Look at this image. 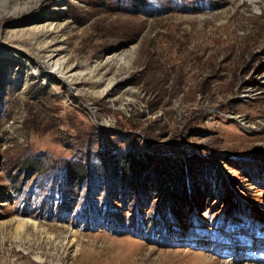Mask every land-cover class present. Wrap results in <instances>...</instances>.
Here are the masks:
<instances>
[{
    "label": "rangeland",
    "instance_id": "1",
    "mask_svg": "<svg viewBox=\"0 0 264 264\" xmlns=\"http://www.w3.org/2000/svg\"><path fill=\"white\" fill-rule=\"evenodd\" d=\"M0 264H264V2L0 0Z\"/></svg>",
    "mask_w": 264,
    "mask_h": 264
},
{
    "label": "bare ground",
    "instance_id": "2",
    "mask_svg": "<svg viewBox=\"0 0 264 264\" xmlns=\"http://www.w3.org/2000/svg\"><path fill=\"white\" fill-rule=\"evenodd\" d=\"M252 2H253L255 5H258L259 3H263L264 0H252ZM57 66H58V65H56V67L53 68V72L62 75V74H63V68H62L61 66L57 68ZM37 69H38V68H37ZM40 71H41V70H40ZM40 71H36V73L40 75Z\"/></svg>",
    "mask_w": 264,
    "mask_h": 264
}]
</instances>
